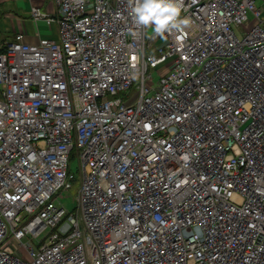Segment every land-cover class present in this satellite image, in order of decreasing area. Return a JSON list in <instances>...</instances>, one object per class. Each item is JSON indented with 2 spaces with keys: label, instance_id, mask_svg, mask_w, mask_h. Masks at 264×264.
<instances>
[{
  "label": "built area",
  "instance_id": "built-area-1",
  "mask_svg": "<svg viewBox=\"0 0 264 264\" xmlns=\"http://www.w3.org/2000/svg\"><path fill=\"white\" fill-rule=\"evenodd\" d=\"M255 1L183 0L188 26L151 37L135 0L30 8L56 40L0 46V264H264Z\"/></svg>",
  "mask_w": 264,
  "mask_h": 264
},
{
  "label": "rangeland",
  "instance_id": "rangeland-1",
  "mask_svg": "<svg viewBox=\"0 0 264 264\" xmlns=\"http://www.w3.org/2000/svg\"><path fill=\"white\" fill-rule=\"evenodd\" d=\"M9 1V0H8ZM0 2V20H3V24L9 26V21L8 19H11L14 16H16L17 11L23 16H26V11L28 10L27 4L25 3V8L24 10L22 9V4L21 1H14L10 0L9 2ZM259 0L255 1L256 7L258 4ZM41 11H44L43 8L40 9ZM249 20L251 19L250 13L247 14ZM27 18V17H24ZM25 28L29 31L28 35L35 36V33H38L40 36V31L37 29L36 32L32 30V24L30 23V20L26 21ZM147 36L151 37L153 34L152 28L147 27ZM50 32L52 39L56 40V26L51 25L50 26ZM242 30L236 29L235 33L240 38ZM154 38L152 39L153 45L150 49V52L152 54L158 55L157 48L160 47L163 44V40ZM12 40V32L8 33L7 31L2 32L0 30V46L4 43H8ZM151 72L152 77L154 80H157V75L155 74V70H149ZM131 93L129 97L132 95ZM125 96L124 92H119L118 97L122 98ZM73 143H74V134H73ZM67 173L68 175H71L74 179L70 181V188L64 192L62 190L59 192L60 197L58 198V201L61 203V205L68 211V212H75L76 209V196H77V191H78V186H79V171H78V151L73 148V150L70 152L69 159H68V168H67Z\"/></svg>",
  "mask_w": 264,
  "mask_h": 264
},
{
  "label": "clouds",
  "instance_id": "clouds-1",
  "mask_svg": "<svg viewBox=\"0 0 264 264\" xmlns=\"http://www.w3.org/2000/svg\"><path fill=\"white\" fill-rule=\"evenodd\" d=\"M183 0H135L130 15L137 26L151 27L158 35L182 31L189 20L181 17Z\"/></svg>",
  "mask_w": 264,
  "mask_h": 264
},
{
  "label": "crops",
  "instance_id": "crops-1",
  "mask_svg": "<svg viewBox=\"0 0 264 264\" xmlns=\"http://www.w3.org/2000/svg\"><path fill=\"white\" fill-rule=\"evenodd\" d=\"M8 0H0V2H7ZM10 1V0H9ZM8 1V2H9ZM14 1H21L22 9L25 8V3L27 4L28 10L26 11V16L21 15L18 13L16 16L13 15L11 19H8L7 21L9 23V26L3 24V20H0V30L2 32L7 31L8 33L12 32V38L16 33H22L24 34V39L27 43L35 44L39 41V39H48L51 37L50 28L45 27L42 23L34 24L30 20L29 16V10L31 7L38 8L39 10L41 8L44 9V11H41L43 13H51L53 11V4L51 0H14ZM258 7H261L264 9V1L259 0ZM27 17V18H24ZM30 20V23L32 24V30L36 32L38 29L40 31V36L38 33H35V36L28 35V30L25 28L26 21ZM4 44V43H3Z\"/></svg>",
  "mask_w": 264,
  "mask_h": 264
}]
</instances>
